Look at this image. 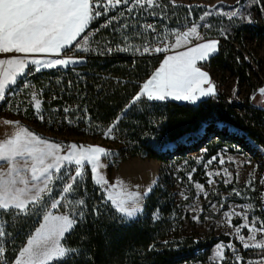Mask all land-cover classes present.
Listing matches in <instances>:
<instances>
[{"label":"trees","instance_id":"trees-1","mask_svg":"<svg viewBox=\"0 0 264 264\" xmlns=\"http://www.w3.org/2000/svg\"><path fill=\"white\" fill-rule=\"evenodd\" d=\"M171 6L166 1L157 8L152 15L154 17L145 15L142 10L138 14L127 13L123 17L118 15L120 19L113 21L108 27L102 25L106 19L101 18L96 24H92L99 31L93 35L90 49L80 53L85 57L83 62L34 71L33 81L41 90L40 116L43 119L32 110L34 126L29 129L45 139L65 144L74 140L101 139L103 145L113 151L116 161L145 156L167 162L176 154H185L188 150L193 151L203 146L209 148L206 156H213L232 137L224 127L215 129L218 120L245 131L264 148V108L252 107L247 102L252 114L242 115L236 108H241L243 101L235 95L229 97L218 90L215 96L202 98L196 103L148 101L144 97L132 103L142 84L154 73L165 56L161 52L144 53V47H149L158 34L138 22L154 19L163 25L174 27L177 19L170 14ZM181 9L187 10L186 7ZM124 24L128 27H122ZM156 27L160 26L153 28ZM242 30L234 28V34L220 42L219 51L204 65L209 70L221 73L219 83L234 76L236 88L247 83L249 93H253L262 83L256 84L249 75L254 60L245 48ZM255 30L257 35L264 34V26ZM108 48L113 51L108 52ZM124 48L128 50H117ZM64 109L69 111L65 112ZM113 125L115 127L111 135L114 138L106 137L104 133ZM202 128H205L206 134L200 140H194L191 146L185 147L182 138L190 140ZM214 133L218 136L217 140L212 137ZM169 143H174L177 149H165V145ZM116 161L109 164V172L113 171ZM162 172L161 170L158 184L145 198L143 211L136 218L125 221L116 213L111 203L106 202L105 193L93 181L89 167L83 181L69 197L73 201L71 206H64L68 201H63L59 207L66 213L84 212L83 218L77 216L78 223L64 237V245L76 251L54 264L207 262L213 246L219 241H230L231 237L216 234L213 231L214 224L209 234L188 233L182 227H174L170 219L171 205L166 194L155 193V189L166 179ZM200 180L206 184L207 178ZM60 187L61 185L53 187L55 198L59 196ZM214 199L215 197H210L204 204V215L213 214L207 209L210 200L213 202ZM79 200L84 201L83 206L76 203ZM156 208H160L163 213L159 219L153 216ZM220 208L226 209L227 203ZM49 209L50 202L47 208L36 209L30 215L0 214V224L8 233L0 240V245L6 250L3 264L13 263L19 250ZM262 219L264 220V211ZM234 246L246 258L264 256V250L245 249L240 243H234ZM232 252L231 250L230 256ZM220 264L236 263L226 259Z\"/></svg>","mask_w":264,"mask_h":264},{"label":"snow or ice","instance_id":"snow-or-ice-1","mask_svg":"<svg viewBox=\"0 0 264 264\" xmlns=\"http://www.w3.org/2000/svg\"><path fill=\"white\" fill-rule=\"evenodd\" d=\"M130 4L132 6L127 7L129 13L136 6L140 8H144L145 5L149 8L158 6L157 0H0V54H22L0 59V101L5 99L6 91L17 83L18 78L30 70V65L38 66L35 70L40 71L41 67L54 68L77 62L71 58L49 61L29 60L27 57L30 54H59L65 48L73 46L81 48L78 37L86 33L93 21L107 16L109 12L121 5L128 6ZM240 4L241 0H237L236 8L229 12L221 11L219 14L227 16L229 20L239 17L250 23V14L244 16ZM211 14L205 12L201 20ZM123 15L124 13L121 12L120 16ZM118 19L120 17L111 16L104 27L110 26L113 21ZM203 26L211 27L207 24ZM122 27L127 28L128 25L124 24ZM146 28L155 31L151 24ZM176 35L178 37L177 45L182 42L190 43L189 37L203 42L189 47L186 51L167 56L159 68L142 85L141 91L133 98V104L141 100L142 97L148 101H165L171 98L196 103L202 97L216 95V88L209 73L197 65L200 61H207L211 55L218 51L219 41L204 40L198 32L197 25ZM83 39L84 44L87 45V36L85 35ZM74 41L75 45H73ZM81 50L88 51V48L85 46ZM117 50L127 51L128 49ZM165 50L163 47L150 49L147 46L143 49L144 53ZM107 51L111 52L113 49L108 48ZM258 92L264 96V87L260 88ZM33 99L35 100V94H33ZM34 107L39 113V100H35ZM64 111L68 112L69 110L64 109ZM39 118L43 119V116ZM3 124L10 126L12 130L5 134V138L0 139V162H2L0 163V214L30 215L36 209L47 208L49 202L51 209H57L63 201H68V204L64 206L70 207L72 201L69 200V197L83 181L85 171L89 167L92 179L97 185L108 186L111 189L119 188V192L115 195L107 196L106 202L111 203L122 220L134 219L142 212V197L147 195V192L142 194L138 191H128L122 181L115 185H109L101 174L100 169L105 167L102 158L110 155L105 148L77 144L63 146L20 126L18 121L4 120ZM114 127L115 125L109 127L104 135L114 138L111 135ZM212 159L217 158L213 157ZM220 162L223 163V160ZM208 163L210 164L211 161ZM4 164L7 165V168L3 167ZM57 182L61 183L59 198L53 196V187ZM230 182V180H225V183ZM209 183L211 184L213 181L209 180ZM248 183L252 184L253 181H248ZM260 183L264 184V179H261ZM197 187L203 188L202 185H197ZM235 194L240 195L239 192H235ZM205 195L207 194L205 193ZM184 198L187 199V197ZM76 203L80 206L84 205L83 200L76 201ZM246 207L250 208L251 206ZM226 215L229 222L232 215H243L244 219L248 220L247 211L240 213L233 209ZM77 216L83 218L84 212L54 215L51 211H45L44 223L36 229L34 235L27 239L13 264H54V262L62 261L72 255L76 250L65 246L62 240L78 223ZM154 218L158 219V216ZM257 223L256 219H252L250 224L245 223L236 228L237 238L242 242L243 248L264 250V241L249 243V241H256L257 233L264 234V223H261L259 227H257ZM241 228L248 230L247 239L244 235H240ZM7 234L5 227L0 224V240ZM225 248L236 253V249L231 243L217 244L215 256L219 261L226 259ZM5 252V247L0 245V264H3ZM235 260L236 264H241L242 258L236 255ZM248 264H253V262L249 261ZM256 264H264V259Z\"/></svg>","mask_w":264,"mask_h":264},{"label":"rangeland","instance_id":"rangeland-1","mask_svg":"<svg viewBox=\"0 0 264 264\" xmlns=\"http://www.w3.org/2000/svg\"><path fill=\"white\" fill-rule=\"evenodd\" d=\"M166 1L172 4L170 7V14H173V17L177 19L176 26L168 27L160 23L159 20L154 19H150L147 22H138L144 26L151 24L153 27L160 26L163 28L161 34H158L154 42L149 46L150 49L163 47L166 50L161 53L167 54L180 45H188L201 41L197 39L195 41L190 40V43L182 42L179 45L176 44L178 38L176 34L188 31L193 25L198 26V32L204 39L215 37L220 42L229 39L231 35L234 34V28H241L243 29L242 39L245 48L254 60V66L249 69V75L256 84L264 82V34L257 35L255 30L258 27L264 26V0H259V2H257V0H241L240 7L242 8V13L244 16L250 14V23L239 17L229 20L227 16L219 14L221 11L229 12L236 8L237 0H174V3L173 0H157L158 6L151 8L147 5H145L144 8L136 6L133 7L131 13L138 14L142 10L145 15L154 17L152 15L155 14L157 8ZM130 6L132 5H121L114 11L109 12L107 16H102L93 21L89 29L86 30V33L78 40L81 48L86 46L89 50L91 47V39L98 29L96 26H92V24H96L99 19L104 18L106 20L102 22V25H105L106 21L110 19L111 16H118L121 12L127 15V13H129L127 7ZM181 7H186L187 10H182ZM205 12H210L212 14L201 20ZM206 24L211 27H204L203 25ZM85 35L88 39L87 45L84 44L83 37ZM81 48L74 47L70 49L66 59H72V56H79L81 55L80 53L86 52L81 50ZM34 71L36 70H29L28 74H26L18 84L6 92L5 103L0 109V119L3 121H18L20 126L28 129L30 126H34L31 118V111L33 110L38 116H40L42 112L40 98L41 90L37 87L32 78ZM208 71L212 76L213 83L220 89V92L229 97L235 95L243 101V106H241V108H236L239 113L242 115L252 114L246 101L248 94H250L249 85L247 83H242L239 88H236V78L234 76H229L226 82L219 83L218 80L221 77V73L209 69ZM33 94H35V100H39L40 102L39 113H37L34 107L35 100L33 99ZM223 127L226 133L232 135V137L215 155L210 157L206 156L209 148L203 146L193 151L188 150L185 154H176L167 162L145 156H133L116 161L117 157L114 156L113 151L108 150L103 145L101 139L74 140L67 144H59L63 146L70 144L85 146L94 145L108 150L110 155L102 158V163L105 167L100 169V172L108 181L109 185H115L119 181H122L128 191H138L142 194L147 192L148 195L158 184L161 175L160 172L162 170V174L166 179L155 189V193L166 194L171 205L172 211L170 213V219H172L174 227H182L188 233L198 232L199 234H209L212 232V224H214L213 231L216 234H227L231 237L230 241H219L213 246L207 262L197 261L194 263L220 264L222 261H219L215 256L217 244L227 245L231 243L234 245V243H240L242 245V242L237 238L236 228L245 223L250 224L252 219L258 221L257 227H259L261 223H264L262 219V213L264 211V184L260 183L261 179H264V148L250 138L245 131L231 124H224L218 120L215 124V129L220 130ZM11 130L12 128L10 126L3 125L0 129V139L5 138V134ZM204 134H206V130L202 128L192 139L187 140L185 137L182 138V143L185 147L191 146L194 140H200L201 136ZM37 135L42 137L39 134ZM212 137L215 140L218 139L216 133H214ZM164 148L174 151L177 149V146L174 143H169L165 145ZM61 154H64V152H61ZM213 157L217 159L213 160ZM221 160H223V163L220 162ZM115 161L117 163L113 171L109 172V164ZM209 161H211L210 164L208 163ZM209 173H211V175H209ZM217 173H219V175H217ZM189 176H191V179H189ZM203 177L207 178L206 184L200 180ZM209 180H212L213 183L210 184ZM225 180H230L231 182L225 183ZM248 181H253V183L249 184ZM60 185L61 183L57 182L55 187L58 188ZM197 185H202L203 188H198ZM100 187L104 191L106 198L109 194L115 195L119 192V188L111 189L108 188V186L102 185H100ZM149 189H151V191H148ZM235 192H239L240 195H236ZM205 193L207 195H205ZM147 195L142 197L143 208ZM184 197H187V199ZM210 197H215V199L213 202L210 200V206L207 210L211 211L213 214L204 215V213H206L204 204ZM57 198H59V196ZM225 203H227V208L222 210L220 207ZM249 205L251 206L250 208L246 207ZM233 209L240 213L247 211L248 220H245L243 215H232L231 221L229 222L226 214L231 213ZM48 211H51L54 215L68 214L61 211L59 207L57 209L50 208ZM162 215L163 213L160 211V208H156L153 212V216H158V219L162 217ZM42 223H44V220L41 221L40 225ZM40 225L36 229H38ZM35 232L36 230L32 235H34ZM240 235H244L247 239L249 235L248 230L241 228ZM257 241H264V234L257 233L256 241H249V243H255ZM62 243L64 244V238ZM230 251V249L225 248L224 253L226 259H229L233 263H236V255L242 258L241 264H248L249 261L256 264V262L264 259V256L246 258L237 251L235 254L232 252L230 256Z\"/></svg>","mask_w":264,"mask_h":264},{"label":"crops","instance_id":"crops-1","mask_svg":"<svg viewBox=\"0 0 264 264\" xmlns=\"http://www.w3.org/2000/svg\"><path fill=\"white\" fill-rule=\"evenodd\" d=\"M79 38L80 37H78V40H79ZM204 40H218L217 38H215V37H210V38H205ZM219 41V40H218ZM201 42H203L202 40L201 41H197V42H195V43H192V44H188V45H180L179 47H177L176 49H174L172 52H169V53H167V54H165V56H164V58H163V60L167 57V56H170V55H175L176 53H178V52H182V51H186L189 47H193V46H195V44H197V43H201ZM76 44V42L74 41L73 42V45H75ZM73 47H75V46H73ZM219 47H220V41H219V45H218V51H219ZM70 49H72V47H69V48H65V49H63L59 54H55V53H37V54H30L27 58L29 59V60H31V59H38V60H41V61H49V60H54V59H66V57L68 56V51L70 50ZM217 51V52H218ZM216 52V53H217ZM215 53V54H216ZM14 55H22V54H15V53H12V54H0V59H7V58H9V57H11V56H14ZM214 55V54H213ZM213 55H211L210 57H212ZM73 58H72V60H75V61H77V62H75V63H70V64H68V65H75V64H79V63H81V62H83L84 60H85V57L84 56H82V55H79V56H72ZM210 59V58H209ZM208 59V60H209ZM163 60H162V62H163ZM207 60V61H208ZM161 62V63H162ZM206 61H200V62H198V67H201L202 68V70H204V71H206V72H208L209 73V71H208V67H206L205 65H204V63H205ZM160 63V64H161ZM160 66V65H159ZM159 66H158V68H159ZM36 67H38V66H36V65H30L29 66V68H30V70L31 69H36ZM41 69H46V68H43V67H41ZM156 71V70H155ZM154 71V72H155ZM28 73V71L26 72V74ZM26 74H24V75H22V76H20L19 78H18V80H17V83L16 84H18L19 82H20V80L22 79V78H24L25 76H26ZM152 76V75H151ZM150 76V77H151ZM209 76H210V78H211V80H212V76H211V74L209 73ZM149 77V78H150ZM148 78V79H149ZM147 79V80H148ZM146 80V81H147ZM145 81V82H146ZM144 82V83H145ZM213 82V81H212ZM143 83V84H144ZM15 84V85H16ZM142 84V85H143ZM15 85H12L10 88H12V87H14ZM215 85V84H214ZM205 87H207V85H205ZM262 87H264V82H262V84L257 88V90L255 91V92H253V93H250V94H248V96H247V98H246V101L248 102V103H250V105L252 106V107H257V108H264V96H262L259 92H258V90L260 89V88H262ZM10 88L7 90V91H9L10 90ZM142 88V87H141ZM215 88H216V92L218 91V90H220V89H218V87L215 85ZM6 91V92H7ZM141 91V90H140ZM139 91V92H140ZM202 98H205V97H202ZM201 98V99H202ZM167 100H174V99H171V98H168ZM176 101H180V100H176ZM4 124H3V120L2 119H0V129L2 128V126H3ZM0 163H2V162H0ZM3 167L4 168H7V165L6 164H4L3 165Z\"/></svg>","mask_w":264,"mask_h":264},{"label":"built area","instance_id":"built-area-1","mask_svg":"<svg viewBox=\"0 0 264 264\" xmlns=\"http://www.w3.org/2000/svg\"><path fill=\"white\" fill-rule=\"evenodd\" d=\"M155 31H156V34H161V32L163 31V28L162 27H156ZM4 103H5V99L0 101V109L3 107Z\"/></svg>","mask_w":264,"mask_h":264},{"label":"bare ground","instance_id":"bare-ground-1","mask_svg":"<svg viewBox=\"0 0 264 264\" xmlns=\"http://www.w3.org/2000/svg\"><path fill=\"white\" fill-rule=\"evenodd\" d=\"M188 39H189V40H193V41L197 40V39L194 38V37H189Z\"/></svg>","mask_w":264,"mask_h":264}]
</instances>
